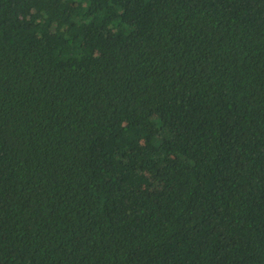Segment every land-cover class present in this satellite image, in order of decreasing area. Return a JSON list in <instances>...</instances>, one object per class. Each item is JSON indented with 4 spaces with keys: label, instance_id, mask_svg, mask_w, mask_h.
<instances>
[{
    "label": "trees",
    "instance_id": "obj_1",
    "mask_svg": "<svg viewBox=\"0 0 264 264\" xmlns=\"http://www.w3.org/2000/svg\"><path fill=\"white\" fill-rule=\"evenodd\" d=\"M0 264H264V0H0Z\"/></svg>",
    "mask_w": 264,
    "mask_h": 264
}]
</instances>
